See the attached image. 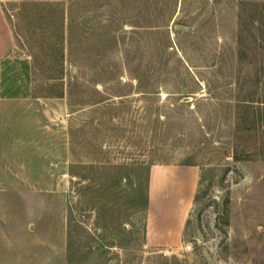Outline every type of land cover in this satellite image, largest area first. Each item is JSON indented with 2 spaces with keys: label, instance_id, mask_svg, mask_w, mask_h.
Listing matches in <instances>:
<instances>
[{
  "label": "rangeland",
  "instance_id": "1",
  "mask_svg": "<svg viewBox=\"0 0 264 264\" xmlns=\"http://www.w3.org/2000/svg\"><path fill=\"white\" fill-rule=\"evenodd\" d=\"M2 3L0 264H264V0Z\"/></svg>",
  "mask_w": 264,
  "mask_h": 264
},
{
  "label": "crops",
  "instance_id": "2",
  "mask_svg": "<svg viewBox=\"0 0 264 264\" xmlns=\"http://www.w3.org/2000/svg\"><path fill=\"white\" fill-rule=\"evenodd\" d=\"M32 91V64L30 59L19 56L16 51V42L14 32L7 17L2 0H0V102L9 101L17 98H26ZM162 172L166 174V180L162 185L159 195L172 198L179 192V182L169 180L168 177L173 174L190 176L188 185L184 191L187 199H192L198 184V173L189 171H173L170 168H163ZM153 190V172L152 185ZM163 203V208L168 205ZM164 213V210H162ZM177 219H181V213L178 212ZM182 221V220H181ZM182 225V224H181Z\"/></svg>",
  "mask_w": 264,
  "mask_h": 264
}]
</instances>
